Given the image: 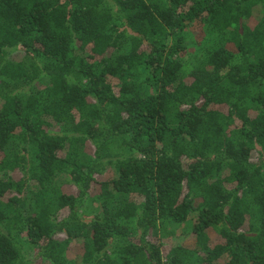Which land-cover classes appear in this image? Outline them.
<instances>
[{
	"label": "trees",
	"instance_id": "16d2710c",
	"mask_svg": "<svg viewBox=\"0 0 264 264\" xmlns=\"http://www.w3.org/2000/svg\"><path fill=\"white\" fill-rule=\"evenodd\" d=\"M0 264H264V0H0Z\"/></svg>",
	"mask_w": 264,
	"mask_h": 264
},
{
	"label": "rangeland",
	"instance_id": "374dc122",
	"mask_svg": "<svg viewBox=\"0 0 264 264\" xmlns=\"http://www.w3.org/2000/svg\"><path fill=\"white\" fill-rule=\"evenodd\" d=\"M252 23H253V21H252ZM15 176L17 177V175H15ZM177 234H178V236H177L176 240H173L172 238L163 239L166 241L165 242L166 247H165V250L163 252L164 255L168 252L170 245L175 244V241L181 242V244H185V245H188V244L191 245L193 243V236H189L186 239L183 238V240H181V238H179V232Z\"/></svg>",
	"mask_w": 264,
	"mask_h": 264
}]
</instances>
